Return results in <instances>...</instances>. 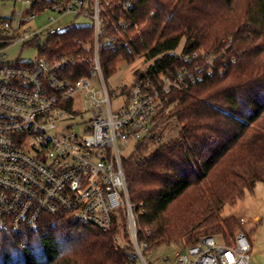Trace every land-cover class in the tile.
<instances>
[{
	"label": "trees",
	"instance_id": "obj_1",
	"mask_svg": "<svg viewBox=\"0 0 264 264\" xmlns=\"http://www.w3.org/2000/svg\"><path fill=\"white\" fill-rule=\"evenodd\" d=\"M121 1L128 11L114 19L130 26L118 24L122 46L101 52L107 75L116 73L121 59L131 64L140 55L149 62L146 76L138 74L144 79L193 70L188 57L194 52L214 54L212 76L163 97L153 130L157 148L142 143L124 160L131 201L146 209L139 240L154 250L232 237L242 231L239 220L222 219L220 212L264 182V0ZM93 35L91 26H74L48 39L43 50L87 58L83 44ZM68 73L76 81L90 76V68L76 63ZM171 120L177 134L160 143ZM116 237L128 242L118 228L102 233L68 217L46 216L35 233L0 231V264H134Z\"/></svg>",
	"mask_w": 264,
	"mask_h": 264
},
{
	"label": "built area",
	"instance_id": "obj_2",
	"mask_svg": "<svg viewBox=\"0 0 264 264\" xmlns=\"http://www.w3.org/2000/svg\"><path fill=\"white\" fill-rule=\"evenodd\" d=\"M113 1L0 0L20 5L19 14L0 17V231L35 233L46 216L68 217L102 233L118 228L128 235V242L116 237L119 247H129L133 263L148 264L150 246L139 240V219L146 209L131 201L124 160L138 145L156 139L153 130L165 95L214 74V54H191L193 70L151 75L112 94L103 85L99 93L91 80L103 81L101 52L122 46L118 24L126 30L130 26L114 19L118 11H128V3ZM45 12L91 18L93 42L83 44L90 56L48 55L43 50L47 40L69 28L50 18L31 32L29 25ZM43 36L33 61L9 60L11 46L32 47ZM76 63L88 65L90 76L72 81L68 72ZM129 148L132 153L125 156ZM219 238L181 244L173 261L167 257L164 264L250 263L252 247L245 232Z\"/></svg>",
	"mask_w": 264,
	"mask_h": 264
},
{
	"label": "rangeland",
	"instance_id": "obj_3",
	"mask_svg": "<svg viewBox=\"0 0 264 264\" xmlns=\"http://www.w3.org/2000/svg\"><path fill=\"white\" fill-rule=\"evenodd\" d=\"M15 11V12H14ZM20 5L14 6L12 3H0V17H10L14 14H19ZM24 16H30L31 11L28 9L23 12ZM50 18L59 19L61 26L63 28H71L78 26H90L93 24V20L86 16L77 17L74 13L66 14L65 16L59 18L57 13L45 12L33 21L29 25V30L31 32L39 30L40 28L46 26L50 22ZM45 41V37H41L36 45L29 47L25 46L23 43H17L8 49L9 60L11 62H16L18 60L23 62L33 61L38 57L37 45L42 44ZM144 55L137 56L135 61L129 64L125 59H121L118 63L116 73L113 75H107L104 73L103 81L101 79L95 78L91 80L92 85L100 93L101 87L106 86L109 94L114 91H119L134 82H139L142 80L141 76L138 74H144L146 76L148 64ZM88 118V115H85ZM80 129L77 127L76 131ZM178 130V124L176 121L171 120L169 123V128L165 131V134L160 143L169 140L170 138L176 136ZM151 151L157 148L156 142L150 140ZM132 153V149L129 148L125 151V156H129ZM234 216L239 219H244L246 221L245 228L248 233H251L252 242V264H264V182H259L256 184L253 191L247 190L244 197L239 199L235 204H226L222 211L220 212V217L222 219ZM240 223V221H239ZM241 225V223H240ZM242 227V225H241ZM237 232V231H236ZM235 232V233H236ZM228 233H226L227 235ZM217 242H220L219 237H226L222 235L214 236ZM182 247L181 244H171L169 246L158 247L154 250L147 251L146 258L148 264H164V260L168 257L171 261L174 259V254ZM134 264H143L141 260H137Z\"/></svg>",
	"mask_w": 264,
	"mask_h": 264
},
{
	"label": "crops",
	"instance_id": "obj_4",
	"mask_svg": "<svg viewBox=\"0 0 264 264\" xmlns=\"http://www.w3.org/2000/svg\"><path fill=\"white\" fill-rule=\"evenodd\" d=\"M239 221H240V223L242 225V231L245 232L248 235V237L250 239V242H251V238H250L251 233H248V231L245 228V225L247 224L246 221L244 219H239ZM251 247L253 248L252 242H251ZM251 253H252V249H251ZM249 264H252V256H251V260H250V263Z\"/></svg>",
	"mask_w": 264,
	"mask_h": 264
}]
</instances>
